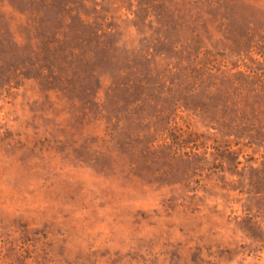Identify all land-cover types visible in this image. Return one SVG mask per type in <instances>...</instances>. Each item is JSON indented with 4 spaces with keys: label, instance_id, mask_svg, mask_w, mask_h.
I'll use <instances>...</instances> for the list:
<instances>
[{
    "label": "rangeland",
    "instance_id": "obj_1",
    "mask_svg": "<svg viewBox=\"0 0 264 264\" xmlns=\"http://www.w3.org/2000/svg\"><path fill=\"white\" fill-rule=\"evenodd\" d=\"M0 264H264V0H0Z\"/></svg>",
    "mask_w": 264,
    "mask_h": 264
}]
</instances>
